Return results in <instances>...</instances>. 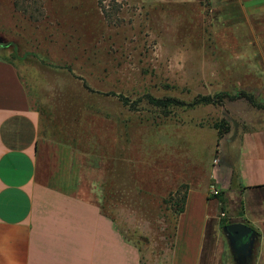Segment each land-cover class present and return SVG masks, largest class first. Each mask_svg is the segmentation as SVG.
<instances>
[{
	"label": "rangeland",
	"instance_id": "374dc122",
	"mask_svg": "<svg viewBox=\"0 0 264 264\" xmlns=\"http://www.w3.org/2000/svg\"><path fill=\"white\" fill-rule=\"evenodd\" d=\"M245 17L213 11L210 0H0V60L19 66L46 136L74 150L86 195L102 201L144 264H169L177 202L221 141L264 127L255 62L264 28ZM220 92H246L256 104L243 96L190 105ZM149 97L180 102L161 109ZM214 225L203 264H220ZM228 251L227 260L230 243Z\"/></svg>",
	"mask_w": 264,
	"mask_h": 264
},
{
	"label": "crops",
	"instance_id": "0c3cea01",
	"mask_svg": "<svg viewBox=\"0 0 264 264\" xmlns=\"http://www.w3.org/2000/svg\"><path fill=\"white\" fill-rule=\"evenodd\" d=\"M210 2L213 11L232 18L242 14L248 21L253 16L264 28V0ZM256 42L264 44V39ZM255 62L257 74L264 77V53H257ZM45 132L44 117L21 72L0 60V264H143L142 253L104 212L102 201L86 195L74 170V150ZM219 150L201 180L188 182L169 264H203L210 222L215 224L212 259L264 264V127L238 128ZM211 184L223 200L210 194ZM223 205H229L227 212ZM220 213L253 230L239 242L246 245L239 252ZM229 243L233 254L227 260Z\"/></svg>",
	"mask_w": 264,
	"mask_h": 264
},
{
	"label": "trees",
	"instance_id": "16d2710c",
	"mask_svg": "<svg viewBox=\"0 0 264 264\" xmlns=\"http://www.w3.org/2000/svg\"><path fill=\"white\" fill-rule=\"evenodd\" d=\"M7 61V60H6ZM8 62H10V61H8ZM12 64H14L16 67H17V69L18 70H20V68H19V66L18 65H16L15 63H13V62H11ZM243 96H245V97H247L248 99H250L253 103H255V100H254V97L252 96V95H249V94H247L246 92H238L236 95H232L231 93H229V92H220V93H217L216 95H214V96H210V95H208V96H200V97H198L197 99H195V101L192 103V104H190L191 106H196V105H199V104H219V103H221L222 101H223V99L224 98H226V97H228V98H230V99H235V98H239V97H243ZM149 101L154 105V106H156V107H159V108H161V109H167L168 107H170L171 106V104H173V103H179L180 101H177V100H175V99H172V98H155V97H149ZM256 104V103H255ZM219 128V127H218ZM226 132H222L221 133V135H224ZM180 194V193H179ZM222 194V193H221ZM220 194V195H221ZM219 195V196H220ZM218 196V197H219ZM186 200H187V194L185 195V196H183V198L182 199H180V201L179 202H177V203H179L180 204V202H182L183 203V205H182V207L179 209V212H178V214L180 215L181 213H183L184 211H185V204H186ZM239 205H240V208L242 209V202H241V204L239 203ZM102 208H103V206H102ZM104 210V209H103ZM105 212V211H104ZM106 213V212H105ZM108 214V213H107ZM110 215V214H109ZM112 216V215H111ZM115 219V218H114ZM116 220V219H115ZM234 221H233V219H231V218H229V219H223V222H222V224L224 225V226H228V225H230V224H232ZM121 231V230H120ZM122 232V231H121ZM123 233V232H122ZM124 235V234H123ZM125 236V235H124ZM125 238L128 240V241H131V242H133L131 239H129V238H127L126 236H125ZM135 244V243H134ZM138 249H139V251L142 253V250L137 246V245H135ZM158 254H160V255H162L161 253H158ZM144 264V263H143Z\"/></svg>",
	"mask_w": 264,
	"mask_h": 264
},
{
	"label": "water",
	"instance_id": "95a60500",
	"mask_svg": "<svg viewBox=\"0 0 264 264\" xmlns=\"http://www.w3.org/2000/svg\"><path fill=\"white\" fill-rule=\"evenodd\" d=\"M227 232L232 236L235 241V249L239 252L245 248V244L239 245L243 239L253 233V230L245 223H232L226 227Z\"/></svg>",
	"mask_w": 264,
	"mask_h": 264
},
{
	"label": "built area",
	"instance_id": "2783aa9c",
	"mask_svg": "<svg viewBox=\"0 0 264 264\" xmlns=\"http://www.w3.org/2000/svg\"><path fill=\"white\" fill-rule=\"evenodd\" d=\"M210 194L212 196H219L221 194V191L216 187L215 184H211V186H210ZM222 215H225V213H222Z\"/></svg>",
	"mask_w": 264,
	"mask_h": 264
}]
</instances>
